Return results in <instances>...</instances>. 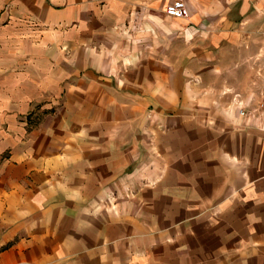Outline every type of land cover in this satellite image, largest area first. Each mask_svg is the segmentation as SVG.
Segmentation results:
<instances>
[{
  "label": "crops",
  "instance_id": "0c3cea01",
  "mask_svg": "<svg viewBox=\"0 0 264 264\" xmlns=\"http://www.w3.org/2000/svg\"><path fill=\"white\" fill-rule=\"evenodd\" d=\"M173 1L0 0V264H264V0Z\"/></svg>",
  "mask_w": 264,
  "mask_h": 264
},
{
  "label": "built area",
  "instance_id": "2783aa9c",
  "mask_svg": "<svg viewBox=\"0 0 264 264\" xmlns=\"http://www.w3.org/2000/svg\"><path fill=\"white\" fill-rule=\"evenodd\" d=\"M164 13L174 18H186L189 15V10L183 0H175L165 7Z\"/></svg>",
  "mask_w": 264,
  "mask_h": 264
},
{
  "label": "rangeland",
  "instance_id": "374dc122",
  "mask_svg": "<svg viewBox=\"0 0 264 264\" xmlns=\"http://www.w3.org/2000/svg\"><path fill=\"white\" fill-rule=\"evenodd\" d=\"M47 98H48V95L42 97V100L39 101L40 103L36 105V109H37L36 111L38 112V117H39V120L41 121L44 119L47 112L49 111L47 108H44L47 105ZM29 117L30 116L28 115V118Z\"/></svg>",
  "mask_w": 264,
  "mask_h": 264
}]
</instances>
